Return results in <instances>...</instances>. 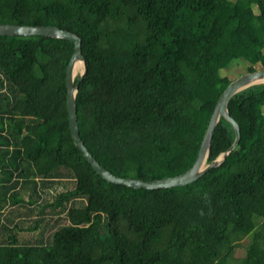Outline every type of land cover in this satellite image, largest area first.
Instances as JSON below:
<instances>
[{
    "label": "trees",
    "instance_id": "16d2710c",
    "mask_svg": "<svg viewBox=\"0 0 264 264\" xmlns=\"http://www.w3.org/2000/svg\"><path fill=\"white\" fill-rule=\"evenodd\" d=\"M0 24L80 38L79 136L120 178L187 171L232 81L223 70L264 69V0H0ZM72 53L0 36V264H264V84L229 99L240 139L222 164L183 187L132 189L101 179L70 138ZM234 138L221 118L206 162Z\"/></svg>",
    "mask_w": 264,
    "mask_h": 264
},
{
    "label": "water",
    "instance_id": "95a60500",
    "mask_svg": "<svg viewBox=\"0 0 264 264\" xmlns=\"http://www.w3.org/2000/svg\"><path fill=\"white\" fill-rule=\"evenodd\" d=\"M0 36L14 37V36H40L46 38H54L69 41L73 44V53L70 57L69 63L66 67L65 73V106L68 118V129L70 138L82 154L84 160L88 163L90 168L106 183L113 185H122L132 189L142 190H159V189H171L176 187H183L188 184L195 182L205 172L211 168L218 167L223 163L227 155L232 152L238 145L240 139V129L236 121L230 117L228 113V101L236 93L246 89L247 87L264 84V69L256 70L253 72L245 73L237 78L233 79L223 90L219 96L213 112L210 116L206 130L204 132L200 148L198 150L197 157L193 165L184 173L173 177H167L163 179L144 181L135 178H120L112 175L109 171L103 168L88 152L84 146L78 131L77 114H76V94L78 91V84L74 85V67L76 64H82V73L79 74V78L85 74L86 68L84 59L81 53V40L80 38L71 32L61 30L54 26H19L0 24ZM223 118L228 122L235 134L234 141L231 147L221 153L215 160L207 163V158L210 152V143L215 127L217 126L220 119Z\"/></svg>",
    "mask_w": 264,
    "mask_h": 264
},
{
    "label": "rangeland",
    "instance_id": "374dc122",
    "mask_svg": "<svg viewBox=\"0 0 264 264\" xmlns=\"http://www.w3.org/2000/svg\"><path fill=\"white\" fill-rule=\"evenodd\" d=\"M243 67H244V64L241 63V62H238V64L237 63H234L228 70L227 69L226 70H223V72L221 73V75L223 77H228L231 80H233V79H235V78H237L238 76L241 75L240 73L243 72V70H244ZM80 71L77 74H75V76H74L75 78L78 77L79 74L82 73V70H80ZM22 211H24V210L22 209ZM26 221H27L28 224H31V222H32L31 219L30 220L29 219H26ZM27 223H25L24 225L27 226ZM53 230H54L53 229V226H52V228H48V230H47V232H48L47 238L49 237V232H51ZM33 235L34 234L31 233V232H27L25 234H21L20 241H33L34 240L33 239ZM31 236H32V238H30ZM247 241H248V239H245L241 243V245L236 249L235 254H234L235 258H239V257H242L243 256L244 250H245V247L244 246L246 245V242Z\"/></svg>",
    "mask_w": 264,
    "mask_h": 264
},
{
    "label": "bare ground",
    "instance_id": "6f19581e",
    "mask_svg": "<svg viewBox=\"0 0 264 264\" xmlns=\"http://www.w3.org/2000/svg\"><path fill=\"white\" fill-rule=\"evenodd\" d=\"M80 70H83V68H82V64L78 63V64H76L75 67H74V73H73V75L75 76V74H77ZM80 72H81V71H80ZM74 78H75V77H74Z\"/></svg>",
    "mask_w": 264,
    "mask_h": 264
}]
</instances>
